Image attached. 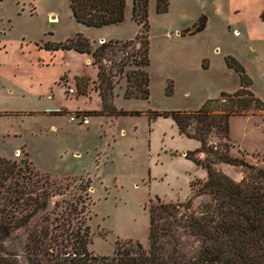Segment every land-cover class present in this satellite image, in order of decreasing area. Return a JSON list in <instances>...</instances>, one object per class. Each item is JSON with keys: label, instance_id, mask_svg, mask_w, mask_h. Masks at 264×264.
<instances>
[{"label": "rangeland", "instance_id": "rangeland-1", "mask_svg": "<svg viewBox=\"0 0 264 264\" xmlns=\"http://www.w3.org/2000/svg\"><path fill=\"white\" fill-rule=\"evenodd\" d=\"M188 1L195 7L201 5L199 0ZM248 1L252 12L259 0ZM148 4L150 60L149 97L146 100L123 97L125 73L137 68L133 59L137 58L135 54L140 44L139 41L124 43L135 37L132 30L138 31L137 24L131 19L132 0H125L124 18L121 22L103 27H89L76 22L71 15L68 0H0V37L13 40L11 44L21 42L34 46L63 43L80 34L88 40L92 49L99 46L100 38H103L104 54L101 59H96L102 74L99 78L101 89H107L111 85L114 93L119 94L114 97L117 109L134 110L148 115L155 112L194 111L206 99L217 97L223 90L235 91L239 87L236 73L235 80H226L216 76L213 71L224 52H237L244 64L239 62L250 79L251 91L264 102V42H254L255 51L249 53L247 45L243 43V35H233V26L226 30L222 21L212 20L206 30L196 31L198 35L192 42V48L188 47L191 45L189 37L175 38L177 40L173 42L174 46L169 49L161 45L162 28L172 30L178 26H191L197 18L191 13L176 18L177 8L174 6H170L166 13H158L155 9L156 0H149ZM251 12L249 10L245 14L250 16ZM51 15L55 19H51ZM253 15L254 13L252 17ZM215 45L218 47H214ZM57 50L50 52L51 58H55H52L54 66L49 65L39 70L46 78L54 76L58 63H65L63 54H59ZM18 55L17 46H0V108L8 111L31 110L40 106V103L28 96L12 97L4 93L1 96L2 86L9 88L13 84L6 73L14 69L15 64L20 71L21 68L24 69L22 73L32 74L27 57H23L27 63L14 62ZM202 57L212 60L213 67L207 69V63ZM76 60L77 67L81 69L83 57L79 56ZM135 77L138 76L130 75L131 91ZM229 103L228 99L223 102L225 106ZM216 106H219L218 102H211L208 107ZM252 114L255 116H246ZM148 115L120 116L116 122L127 131L125 134H111L108 131L111 122L104 117H94L84 124L80 118L70 122V114L64 113L56 116L59 125L57 129L51 130L48 118H42L45 121L40 122L41 118L36 114H6L0 116V157L13 160L25 171L37 173L40 178L44 176L52 183H49L50 189L46 190L48 206L41 212L42 217L47 216L52 220L55 213H66V206L71 202H76L78 209L84 205V212L79 215L89 227L90 240L87 248L90 252L109 256L114 253L116 246L136 247V243H140L142 249L146 250L149 234L147 206L150 202H156L154 194L163 202L184 203L199 187V184L193 185L189 196L178 199L172 197L165 180L154 182L151 179L153 173L165 168L168 162L159 161L160 165L156 168L153 166L158 152L155 144L159 138L153 135L149 140L146 137L145 122ZM165 123L161 119L157 126L166 130ZM6 128L19 130L22 136L1 135V130ZM102 128L105 133L101 132ZM229 137L233 144L229 148V155L264 168L263 111L253 108L242 116H230ZM208 140L215 141L212 136ZM15 147L26 151L35 167L24 153L17 152L14 155ZM197 153L193 157L202 162L213 159L208 153ZM224 165H228L239 177L245 175V167L224 162L216 163L215 168L220 170ZM173 167H177L176 162ZM38 192L41 193V189ZM205 198H193V208ZM36 221H40V214L32 218L30 225ZM15 236L14 233L2 234L0 239H15Z\"/></svg>", "mask_w": 264, "mask_h": 264}, {"label": "trees", "instance_id": "trees-1", "mask_svg": "<svg viewBox=\"0 0 264 264\" xmlns=\"http://www.w3.org/2000/svg\"><path fill=\"white\" fill-rule=\"evenodd\" d=\"M148 2L132 0L131 18L139 29L133 39L124 43L140 44L137 58L133 59L137 68L125 73L124 97H149ZM68 5L72 17L89 27L113 25L124 18L125 0H68ZM167 5L166 0H157L156 12H165ZM259 16L264 21V8ZM204 24L205 18L200 16L192 31H186H199ZM45 46L91 53L96 64V59L104 54L105 42L92 49L87 39L76 34L63 43ZM224 63L237 73L239 89L220 92L194 111L149 115L170 117L180 134L200 142L199 148L187 151L185 156L204 168L207 176L205 180L192 181L191 188L195 184L199 187L184 203L163 202L155 197L156 202L148 204V249L136 243V247L116 246L109 256L90 252L89 227L81 216L84 205L78 209L77 203L71 202L66 213L57 212L52 220L42 217L41 212L48 206L46 190L51 182L0 157V236L14 233L18 238L0 239V264H264V168L229 155L233 145L229 137L230 116H242L253 108L264 111V103L249 89L250 79L241 63L231 55L224 57ZM132 74L138 76L133 91L129 88ZM98 76H102L100 69ZM227 99L230 103L225 106ZM211 102H218L219 106L209 108ZM209 136L215 141L208 140ZM197 152L208 153L213 159L202 162L193 157ZM218 162L245 167V175L234 181L215 168ZM197 196L206 198L193 208V198ZM38 214L40 221L30 225Z\"/></svg>", "mask_w": 264, "mask_h": 264}, {"label": "crops", "instance_id": "crops-1", "mask_svg": "<svg viewBox=\"0 0 264 264\" xmlns=\"http://www.w3.org/2000/svg\"><path fill=\"white\" fill-rule=\"evenodd\" d=\"M157 1V0H156ZM168 2L167 10L163 13H166L170 8V6H174L177 8V12L175 17H185L188 13L194 15V18H197L195 21L197 22L200 16H204L205 24L202 30H206L208 26L211 24L212 20H220L224 23L226 30L229 27L233 26V35L236 37L242 36L243 43L247 45V49L250 52L255 51V43L254 42H264V21L260 18V12L264 8V0L258 1V6L251 12V3L248 0H199L200 4L198 7L192 6L189 4L188 0H166ZM250 10L252 14L249 16L245 14ZM245 11V12H244ZM244 13V14H243ZM128 15V13H127ZM51 19H55V16L51 15ZM132 19V18H131ZM133 20V19H132ZM134 21V20H133ZM77 22V21H76ZM135 22V21H134ZM195 22V23H196ZM57 23V22H55ZM79 23V22H78ZM136 23V22H135ZM194 23V24H195ZM137 24V23H136ZM193 24V25H194ZM191 26H178L172 30H167L166 28H162V40L161 45L171 49L175 43V40L179 38H191V45L189 48H192V42H194V38L198 35V32H190L192 31ZM109 26V25H105ZM138 26V25H137ZM103 27V26H102ZM139 29V27H138ZM186 30H190L187 32ZM134 36L137 32L132 30ZM177 38V39H175ZM133 39V38H132ZM22 40H24L22 38ZM104 39L100 38L101 44ZM131 40V38H129ZM13 40L7 39L5 37H0V46L3 48L9 47L10 45L18 47V59L14 62H19V64L27 63V61L23 57L28 58L29 66L32 68L31 73H22L23 68H18L15 64V68L6 73L12 81L13 84L11 87L6 88V86H2V93L12 96V97H24L28 96L32 98L34 101L40 103L38 107L33 108L31 110H5L0 108V116L10 115V114H20L28 115L36 114L41 118V121H45L42 118H48V127L51 130L57 129L59 125V120L56 119V116L62 114H70L77 110L84 111L88 115L87 123L94 117H104L105 120L111 122V126L108 127V131L112 134H125L126 128L117 124L116 120L123 115L129 114H117L118 111H134V110H125L123 108L117 109L115 105L116 95L111 85H108L107 89H101L100 81L98 76V66L93 62V57L91 53L80 52L71 48H59L51 49L47 48L45 44L42 45L35 44L26 45V44H11ZM96 46H93L95 48ZM214 47H218L215 45ZM58 51L59 54H63L65 59V63H58L57 70L54 72V76L52 78H46L42 73H39V70L43 67H47L49 65L54 66V61L52 62L51 51ZM49 51V53H47ZM213 51V48H212ZM218 49L216 50V52ZM61 52V53H60ZM7 54V52H6ZM226 55H231L236 58L238 61L241 59L240 55L237 52H224L221 61H219L216 65H214V74L220 78H224L228 80L229 78L236 79L235 71L231 68H228L224 63V57ZM82 56V68L79 69L77 66V57ZM204 61H206V68L213 67L212 60L207 57H202ZM201 58V59H202ZM55 60V58H53ZM150 60V58H149ZM59 61V59H58ZM209 61V62H208ZM246 66V65H245ZM21 73V75H20ZM68 74V76L73 81V84L77 87V94H69L64 88H61L58 85V81L60 77L64 74ZM264 73V71H262ZM237 74V73H236ZM264 77V76H263ZM8 82V81H7ZM126 82V78H125ZM72 85V83H71ZM126 87V83H125ZM240 88V85L237 89ZM235 89V90H237ZM250 89V86H249ZM4 90V91H3ZM125 90V89H124ZM251 90V89H250ZM227 92L226 90H223ZM229 91L228 93H231ZM124 93V92H123ZM124 97V96H123ZM126 99H141L135 97H124ZM215 98V97H213ZM148 99V98H147ZM209 99V98H208ZM146 100V99H142ZM261 100V99H260ZM264 103V102H263ZM201 106V105H200ZM199 106V107H200ZM198 109V108H197ZM264 112V111H263ZM130 115H143L147 116V113L138 112V114H130ZM149 116V115H148ZM238 116V115H237ZM255 116L252 115H246ZM164 120L166 130H163L162 127H158L157 124L159 120ZM69 120V118H68ZM105 121V122H107ZM73 122V121H70ZM84 123V124H87ZM108 125V124H107ZM102 127V124H99ZM146 129V137L151 140L152 136H156L159 138V141L155 144L157 153L155 154L154 164L153 166L156 168L161 163L168 162V165L165 168L157 169L151 179L154 182H163L165 180L166 188L172 193V197H177L178 199H184L189 196L191 192V182L195 179L205 180L207 173L204 168L197 165L192 159L187 158L185 153L187 151H193L200 146V142L191 137H186L183 134H180L177 126L174 121L170 117L163 116H155L153 118L148 117L147 122H145ZM135 130V129H133ZM105 130L102 128L101 132ZM1 135L6 136H18L21 137L22 133L19 130H12V128H6L1 130ZM17 152L24 153L29 162L32 164V161L29 159V155L26 151L21 149V147L14 148V155ZM198 155L202 154V152H198ZM177 164V167H173V163ZM33 165V164H32ZM34 166V165H33ZM35 167V166H34ZM36 169V168H35ZM38 170V169H36ZM43 173H47L44 171H40ZM154 197H158L157 194H154Z\"/></svg>", "mask_w": 264, "mask_h": 264}, {"label": "built area", "instance_id": "built-area-1", "mask_svg": "<svg viewBox=\"0 0 264 264\" xmlns=\"http://www.w3.org/2000/svg\"><path fill=\"white\" fill-rule=\"evenodd\" d=\"M71 83H72V85H71ZM58 85L61 88H64L67 91V93H69V94H77V87L73 84V81L71 80V78L66 73H64L60 77V79L58 81ZM76 118H80V121L82 123H87L88 115H87V113H85L84 111H81V110H77L73 113H70L69 121H74Z\"/></svg>", "mask_w": 264, "mask_h": 264}, {"label": "water", "instance_id": "water-1", "mask_svg": "<svg viewBox=\"0 0 264 264\" xmlns=\"http://www.w3.org/2000/svg\"><path fill=\"white\" fill-rule=\"evenodd\" d=\"M220 171L234 181H239L242 178L239 177L238 175H235V173L231 171L228 165H224V167H220Z\"/></svg>", "mask_w": 264, "mask_h": 264}]
</instances>
